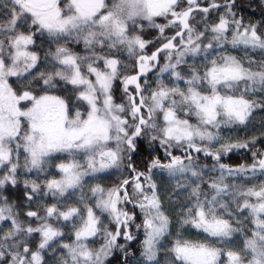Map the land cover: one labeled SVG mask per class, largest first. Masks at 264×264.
<instances>
[{
	"label": "snow or ice",
	"instance_id": "6c2138e0",
	"mask_svg": "<svg viewBox=\"0 0 264 264\" xmlns=\"http://www.w3.org/2000/svg\"><path fill=\"white\" fill-rule=\"evenodd\" d=\"M253 2L0 0V264H264Z\"/></svg>",
	"mask_w": 264,
	"mask_h": 264
},
{
	"label": "trees",
	"instance_id": "16d2710c",
	"mask_svg": "<svg viewBox=\"0 0 264 264\" xmlns=\"http://www.w3.org/2000/svg\"><path fill=\"white\" fill-rule=\"evenodd\" d=\"M238 2L244 5L245 9L247 10L246 14H247L248 11H251V9H248L249 0H238ZM255 2H258V0H255ZM255 2H253L252 7L255 9V12H256L255 18L259 19V9L255 8ZM157 22L158 23H163L164 21L162 19H160ZM77 50H79V49H77ZM117 85H118V91H119V88H122V86L119 85V82H117ZM260 119H261V114L259 112H257L256 117H255V121H254V124H255L257 129H259ZM254 134H258V133H254ZM257 146L259 147L260 145H257ZM145 155H146V153H145ZM223 162L224 163L234 164V163H239V162H244V161L241 159V155L237 154V155H231V159H227L226 158ZM22 187L23 186L21 185V188ZM114 264H115V262H114Z\"/></svg>",
	"mask_w": 264,
	"mask_h": 264
}]
</instances>
